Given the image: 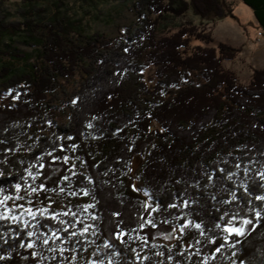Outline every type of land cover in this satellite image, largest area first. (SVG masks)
Listing matches in <instances>:
<instances>
[{"label": "trees", "instance_id": "trees-1", "mask_svg": "<svg viewBox=\"0 0 264 264\" xmlns=\"http://www.w3.org/2000/svg\"><path fill=\"white\" fill-rule=\"evenodd\" d=\"M49 1L23 0L24 6L19 9L21 20L9 21L4 10L6 0H0V138L8 141L0 148L15 149L14 154H9V163L14 167L7 169L13 173V180L16 171L27 178L24 168L36 156L43 157L45 175L50 167L59 170L48 185L73 165L76 172L86 167L98 180L109 179L115 184L114 188L108 186L96 192L102 201L98 207L120 210L119 219L132 224L133 210L128 204L121 205L116 197L147 200L132 191L133 184L137 188L147 187L163 205L171 200L165 186L178 191L182 185H174L173 181L180 176L192 178L193 169L198 172L201 163L208 167L220 157L231 160L244 156L264 161L261 155L264 153V69L253 68L251 81L245 85L236 72L224 66V62L237 60L240 50L224 43L211 46L216 40L207 28L187 22L175 31L162 32L169 19L183 18L190 11L204 22L233 17L232 5L225 0H137L133 7L136 23L110 38L98 32L87 34L80 22L64 15L46 18L48 8L43 5ZM57 1L60 5L62 0ZM239 2L254 11L264 28V0ZM17 40L33 50L14 48L10 42ZM125 47L129 49L127 53L123 51ZM7 58L18 64L7 62ZM117 64L123 70L122 78L113 76ZM78 78L79 88L74 97L79 100L68 103L69 119L62 124L57 119L56 101L70 95L68 85ZM93 116L97 118L92 119ZM89 123L92 128L87 127ZM68 146H73L75 151ZM60 147L64 149L62 152ZM44 148L55 151L48 156ZM63 156L69 157L67 164L58 159ZM54 158H57L55 163L50 164ZM138 158L141 164L137 174L133 165ZM20 161L24 162L23 167ZM105 168L113 169L115 175L109 172L107 177L101 176ZM67 175L73 182L78 179L71 172ZM42 179L43 176L39 177L35 183ZM64 184L61 180L59 186ZM109 191L112 197L108 196ZM49 194L52 199L46 203L51 214L67 210L65 204L80 212L92 202L90 197H72L67 191ZM210 207L211 202L205 201L202 214L206 216ZM86 217L83 214L80 218ZM61 218L71 222L70 217L58 216L57 220ZM41 223H49L53 228L59 226L50 220ZM256 223L260 227L244 241L248 264H264V222ZM12 227L15 229L16 225ZM81 227L76 224L77 233ZM167 227L151 229L158 236H147L148 244L144 248H139L138 240L133 246L149 255L163 251L164 246H172L175 252L179 241L172 239L166 244L159 240L169 234ZM148 231L146 228L140 235ZM86 239L94 243L87 245L88 251L82 253L85 257L93 248H102L107 242L103 235ZM8 240L7 244L0 241L3 257L0 264H35L30 253L36 249L19 247L30 242L26 235L21 234L17 240L9 236ZM56 245L65 246L62 241H55L53 247ZM210 247L213 246L204 249L205 255L215 254L209 253ZM52 255L46 252L49 259L41 260L40 264H58L50 259ZM215 255L217 260H209V264H232L229 250ZM192 260L194 264L196 257ZM60 264H83V260L77 255L73 261Z\"/></svg>", "mask_w": 264, "mask_h": 264}, {"label": "snow or ice", "instance_id": "snow-or-ice-1", "mask_svg": "<svg viewBox=\"0 0 264 264\" xmlns=\"http://www.w3.org/2000/svg\"><path fill=\"white\" fill-rule=\"evenodd\" d=\"M123 51L127 53L129 49L125 47ZM116 69L113 76L122 78L123 70L118 64ZM108 99H111V96ZM78 100L77 97L73 103H77ZM96 118L92 117V119ZM87 127L92 128L93 125L89 123ZM68 139L73 138L68 137ZM7 144L6 139L0 138V145ZM68 147L75 151L73 146ZM59 150L62 152L64 149L60 147ZM53 151L55 148L52 151L48 148L43 149L48 156H52ZM10 153L14 154L15 149L0 148V165L3 166L0 167V208H2L0 222H6L0 223V241L7 244L9 236L17 240L21 234L26 235L30 242L21 243L19 247L36 249L30 253L35 264L49 259L45 256L46 252L53 253L50 259L56 260L58 264L61 261H73L77 255L81 257L83 264H141L142 261H151V264H171L173 260L175 264H193V256L196 257L194 264H209V260H217L218 257L215 254L222 255L225 249L230 251L229 259L232 264H248L244 241L260 227L256 221L264 222V161L253 159L251 156L232 157L231 160L220 157L210 162L208 167L201 163L198 172L193 169L192 178L180 176L173 181L174 185H182L178 191H172L165 186L171 200L163 205L159 197L150 192L147 187L137 188L133 184L132 191L148 199L116 197L121 205L128 204L133 210L132 224H128L125 220L119 219L122 216L120 210L98 207L102 201L96 196V192L108 186L114 188L115 184L112 180H98V177L89 173L86 167L76 172L73 165L65 170L63 176L54 180L52 185H48L47 182L59 170L50 167L49 174L45 175L42 156L34 157L32 161H29V167L24 168L27 178L16 171V180H13V173L7 171L14 167V164L9 163ZM227 155L230 157L231 153ZM55 159L57 158H54L50 164L55 163ZM58 159L64 164L69 162L67 156ZM20 163L23 167L24 162L20 161ZM254 165H260V167L254 168ZM93 167H99V165ZM33 169L36 171L34 172ZM67 172H71L72 176L78 179L73 182ZM109 172L115 175L111 168H105L100 175L107 177ZM41 176L43 179L35 183ZM28 178L32 182H29ZM61 180L65 182L64 186H59ZM55 191L61 193L67 191L72 197L78 195L90 197L92 202L82 207L80 212L73 211L65 204L64 208L67 210L51 214L46 201L51 202L49 193ZM41 193L44 194L43 197ZM108 196L112 197L111 191L108 192ZM205 201L211 202L206 216L201 212ZM26 204L29 206L26 207ZM171 209L176 211L172 212ZM152 213H157V216H152ZM83 214H87V217L80 218ZM25 216L31 219L25 220ZM58 216L70 217L71 222L62 218L57 220ZM42 220L56 222L59 226L53 228L49 223H41ZM32 221L37 222L32 223ZM13 224L16 225L15 229L12 227ZM76 224L82 226L79 233L75 230ZM161 225L169 226L165 229L169 234L164 235L163 240L179 241V247L175 252L172 246H164L163 251H156L149 255L133 246L138 240L139 248H144L148 244L147 236H158L151 229ZM29 228L32 230H28ZM146 228L149 231L141 236L140 233ZM13 233L15 235H12ZM101 235L107 240L102 248L97 246L89 252L88 256H82L83 252L88 251L87 245L94 243L93 240L86 238ZM55 241H62L65 246L53 247ZM210 245L213 247L209 248V253L215 254L205 255L204 249ZM154 257L160 259H154ZM176 257L183 259L177 260ZM0 259L3 257L0 256Z\"/></svg>", "mask_w": 264, "mask_h": 264}, {"label": "rangeland", "instance_id": "rangeland-1", "mask_svg": "<svg viewBox=\"0 0 264 264\" xmlns=\"http://www.w3.org/2000/svg\"><path fill=\"white\" fill-rule=\"evenodd\" d=\"M137 0H62L58 5L57 0H51L44 3L48 12L44 15L46 18L56 16H67L69 20H75L81 23L87 34L98 32L105 34L110 38H115L123 32L125 26H133L137 17L133 7ZM233 7V17L217 19L216 21L204 22L196 17L191 11L183 18H171L162 27V32L175 31L180 25L187 22L193 25L207 28L208 33L212 34L216 40L211 46H217L220 43L233 46L240 50L237 60L234 62H224V66L236 72L240 81L245 85L249 84L252 77V69H264V28L257 21L254 11L239 0H225ZM23 0H6L4 6L5 14L9 21H19L21 16L19 9L24 6ZM21 6V7H20ZM47 20V19H46ZM14 48L25 52H31L33 48L27 43L18 41L10 42ZM10 62L9 58L5 59ZM17 63L18 62H14ZM150 74V73H149ZM79 81H73L68 85L70 95L63 98V101L57 102V119L60 123H66L69 119L70 110L68 103H73L74 94L79 88ZM141 164V159L135 160L133 169L137 172ZM138 174V172H137ZM164 243H170L163 238L159 239Z\"/></svg>", "mask_w": 264, "mask_h": 264}]
</instances>
